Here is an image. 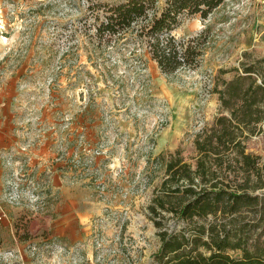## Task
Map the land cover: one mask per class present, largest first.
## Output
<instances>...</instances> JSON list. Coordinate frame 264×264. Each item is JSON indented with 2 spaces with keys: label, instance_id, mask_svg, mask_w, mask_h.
<instances>
[{
  "label": "rangeland",
  "instance_id": "obj_1",
  "mask_svg": "<svg viewBox=\"0 0 264 264\" xmlns=\"http://www.w3.org/2000/svg\"><path fill=\"white\" fill-rule=\"evenodd\" d=\"M122 1L0 0V264H160L146 212L163 172L149 186L148 159L194 164L220 113L214 78L264 59V0L185 20L178 38L211 39L199 70L171 77L139 45H94L93 10ZM248 148L264 163V136ZM259 208L241 219L264 225Z\"/></svg>",
  "mask_w": 264,
  "mask_h": 264
},
{
  "label": "trees",
  "instance_id": "obj_2",
  "mask_svg": "<svg viewBox=\"0 0 264 264\" xmlns=\"http://www.w3.org/2000/svg\"><path fill=\"white\" fill-rule=\"evenodd\" d=\"M227 0H124L101 4L93 10L98 49L113 44L139 45L166 76L201 68L211 33L189 39L175 32L185 20H208ZM230 72V81L214 78L210 94L218 95L220 113L195 139V163L180 151L147 161L149 186L158 171L162 183L155 188L146 215L158 229L160 264H264V225L245 222L244 213L256 212L264 202V163L249 152L248 143L264 136V59L242 63ZM98 163L78 166L91 175L96 194ZM95 166L94 172L88 170ZM152 166V167H150ZM260 209V208H259ZM214 218V220H210ZM264 218V212L262 214ZM263 221V219L261 220ZM173 225V226H172ZM21 240L30 239L29 231ZM231 253H240L232 257Z\"/></svg>",
  "mask_w": 264,
  "mask_h": 264
},
{
  "label": "crops",
  "instance_id": "obj_3",
  "mask_svg": "<svg viewBox=\"0 0 264 264\" xmlns=\"http://www.w3.org/2000/svg\"><path fill=\"white\" fill-rule=\"evenodd\" d=\"M45 153H46V152H45ZM46 154H47V153H46ZM58 170H59V169H58ZM54 175H55L56 177H60V179L62 178V176L59 175V171H57V170L54 172Z\"/></svg>",
  "mask_w": 264,
  "mask_h": 264
},
{
  "label": "bare ground",
  "instance_id": "obj_4",
  "mask_svg": "<svg viewBox=\"0 0 264 264\" xmlns=\"http://www.w3.org/2000/svg\"><path fill=\"white\" fill-rule=\"evenodd\" d=\"M162 146H163V145H162ZM162 146H161V147H162Z\"/></svg>",
  "mask_w": 264,
  "mask_h": 264
}]
</instances>
